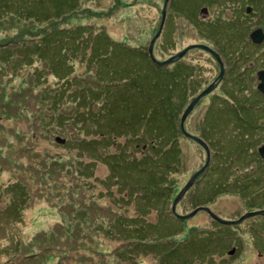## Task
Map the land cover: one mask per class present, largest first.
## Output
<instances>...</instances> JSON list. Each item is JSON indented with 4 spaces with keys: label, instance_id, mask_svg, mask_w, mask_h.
<instances>
[{
    "label": "rangeland",
    "instance_id": "rangeland-1",
    "mask_svg": "<svg viewBox=\"0 0 264 264\" xmlns=\"http://www.w3.org/2000/svg\"><path fill=\"white\" fill-rule=\"evenodd\" d=\"M129 1L132 5L125 7ZM202 1L205 0H169L168 16L163 32L159 33L153 44L155 60L158 62L168 60L190 45L208 43L220 45L218 48L223 58L228 60L229 68L234 67L233 73L241 69L240 83L243 87L240 90L239 100L232 99L235 96L230 86L231 79H227L218 90L212 93H217L219 97L214 99L212 106H209L207 119L213 116L216 118L236 115L255 118L264 116V106H260V100H264V96L253 89L251 71L247 69L243 72L239 62L229 60L231 55H228V51L239 55L242 54L241 49L245 51L248 49V41L243 35L245 30L239 32L238 41L222 38L225 32L218 28L209 32L202 29L198 33L199 25L196 17L199 12H196L194 5ZM123 2L125 4L118 5L116 0H0V7L7 3V10L11 12L10 9L13 8V12L18 17L29 16L24 20L16 18L14 21L15 19L7 18L0 21V54L3 53L0 56V158L6 156V160L0 163L3 169L0 172V181L4 183L16 180V176H20L22 181L30 184L35 196L40 195L33 208L39 210L46 204L55 206L53 217L44 209L38 212V215L45 218L44 221L47 223L48 220H59L56 212L58 207L70 208L76 202L78 204L72 207L73 210H81L86 215V222L82 224L83 230L80 232L73 231L71 228L75 225L69 221L64 227L55 226L56 222H52L50 233L54 235L50 240H43V237L36 234L38 244L33 251L41 253V256L38 254L33 257L30 263L27 262L28 264H210L207 263L208 255L213 257L215 253L223 252L226 247L224 243L217 240V237L227 235L230 230L222 229L221 226L215 227L213 231L216 234L211 239L215 245L207 254L204 248L196 245L192 233L187 234L182 222L187 218L179 222L175 221L173 226L172 220L163 219L161 231L156 232V235L144 233L140 240L155 241V237L160 238L155 241L157 244L150 243L154 244V247H149L146 242L140 243L135 236L131 235L128 239L118 235L107 227V223L112 218L121 216L122 209H125L124 216L127 215L129 218L136 216L132 195H129V200L127 198L126 201L129 205L124 203L123 206L113 207L112 210L108 208L109 204H112L113 197L107 194L108 188L109 192L118 199L123 198L128 191L127 184H123L124 178L118 176L121 172L127 171L117 170L118 166L123 163L129 164L133 157L140 158L142 156L140 148L147 143L144 137H155L156 127L161 128L160 130H170L173 125L170 118L174 114L171 107L161 106V102H158L160 96L168 101V93L162 90L157 95L156 91L157 78L163 70L170 71L173 62L161 68L151 64L142 55L146 54L150 41L159 29L160 8L163 0H123ZM239 2H236V6H232L229 10L231 21L235 24L243 23L245 26H250L251 19L237 16L236 9H239L241 4ZM245 2L252 4L251 0ZM260 6L257 2L256 7ZM20 7L21 12H19ZM204 7L211 14L205 20L214 25L221 24L219 9L212 12L214 6ZM8 14L10 13L4 10L0 13V18ZM46 15L48 17L43 18ZM182 20L195 24V28L183 23L185 21ZM255 21L258 24L264 23V15ZM99 37L102 43H105L107 39L109 43L102 49L103 52L94 54L96 50L94 44ZM40 39L49 40L45 50L41 48L42 46L38 47V44L30 48L21 45L27 41L33 44ZM233 42L236 44H232ZM226 44H231L228 51L227 47H224ZM122 45L126 48L124 57L122 53L115 55L114 52ZM37 47L45 53V56L60 54L62 64H68L58 77L44 73V66L41 63L32 65L30 68L20 60V57L25 58ZM10 49L19 56V59L7 61L8 55L5 52ZM256 53H264V46ZM36 55L34 54L35 57ZM117 55H121V60L111 66L107 58L113 57L115 61ZM181 58L182 67L188 68L189 72L194 74L192 79H195L198 84L187 88L194 94L195 91L199 92L205 84L210 83L217 73L211 56L203 49H189ZM18 64L20 69L16 73L12 70ZM36 72L39 74L37 81L32 78ZM163 88L165 89V82L162 83ZM96 89L99 91L98 98L106 100L111 106L108 114L124 116L123 122H128V126L134 127V131H140L137 135L142 137L135 140L136 142L129 141L127 151L123 141L125 137L117 138L114 144H111V140L101 142L94 151L91 150V144L85 146V140H100L95 131L96 128L88 125V120H94L91 119L92 113L96 112L92 107L96 105L97 100L95 95L91 94ZM193 93L188 94L187 102L195 97ZM208 94L194 110L204 113V108L201 106L209 103L211 95L208 96ZM49 97L52 100L51 106L48 102ZM211 102L210 100V104ZM3 103L10 105L12 110L9 111L7 105H2ZM160 108L162 113H156L160 111ZM210 122L211 120L207 121L209 133L207 131L206 140L216 139V146L227 157L234 156L235 148L227 150L219 147L230 144L228 141L231 140L227 136L216 137V134L211 132L212 129L217 131L219 125L227 126L233 122L228 124L214 122L210 124ZM184 127L188 133L192 132L186 128V124ZM224 134L221 133L222 136ZM81 137L85 140L81 141ZM177 137L183 151V158L174 171L177 175L172 174L169 177L172 185L166 188L165 197L168 208L173 197H177L192 178L185 182L186 175L203 163L206 154L201 145L196 143L200 147L196 146L195 142L184 137L179 129ZM77 139L82 143L79 144ZM135 145L138 146L137 151L134 149ZM206 145L209 146L211 154L216 153L214 147H210L209 143ZM82 147H86V150ZM252 147L253 144L245 140L241 148L242 153L248 155L247 149ZM147 153L145 150L146 155L143 160H139V164L148 158ZM131 179L139 184L149 179V175L144 172L134 176L132 172ZM114 180H118V183L113 184ZM105 183L109 184V187H106ZM198 187L195 186L181 196L178 212L186 213L197 204L193 203L192 199L190 206L189 201L197 193ZM225 193L228 196H218L207 205L221 219L230 220L231 215H226L223 211L235 212L238 209L240 211L243 206L236 198L229 196L233 194V191L225 190L222 194ZM176 205L175 213H177ZM227 206H232V209L225 208ZM33 208L29 212H33L35 210ZM163 216H166L165 213H162L161 217ZM191 218H188V227L194 225ZM34 219L27 218V221L30 220V225H33ZM146 220L152 223L154 213L152 212ZM23 221L24 224L20 219L16 223L11 222L4 233L0 230V241L7 240L9 243V240L14 241L18 238L24 241L29 240L31 236L27 235L33 232V227H30L27 234L20 232L24 231L26 226L25 220ZM212 223L213 221L208 218L205 225L211 226ZM35 224L38 225V223ZM175 226L179 227L177 232H175ZM56 238L58 241H55ZM165 240L170 242V246L166 247L161 243ZM54 243H59L62 250L50 253L51 245ZM135 243L143 246L138 249ZM191 253L201 255L197 263H193ZM36 259L37 261L32 263ZM241 261L242 256L237 258V262Z\"/></svg>",
    "mask_w": 264,
    "mask_h": 264
},
{
    "label": "trees",
    "instance_id": "trees-1",
    "mask_svg": "<svg viewBox=\"0 0 264 264\" xmlns=\"http://www.w3.org/2000/svg\"><path fill=\"white\" fill-rule=\"evenodd\" d=\"M118 5L123 4V0H116ZM240 0H208V2L202 1L199 4L196 2L194 5V8L196 9V12L198 13L199 10L204 7L211 5L214 6L212 12H215L217 9H219V14L221 16V24L219 25H214L213 23H210V21H206L203 18H198V15L196 17L197 19V24L199 25V29H197L198 33L202 29H204L206 32L211 31L214 28L222 29L224 30L225 34L224 36L227 38L229 36H236L237 38L235 40L238 41V35L240 31H244V36H246L247 31L249 30V26L243 25V23H232L231 21V16L229 13V10L232 8V6H236V2H239ZM247 0L240 1V8L236 9L237 16L240 18H249L250 19V14L245 13V7L249 5ZM216 2V3H215ZM127 3V2H126ZM125 4V3H124ZM7 3L5 5L0 7V13L3 12L4 10L8 11L10 14L4 16L2 15L0 18L1 20H5L7 18L10 19H28L29 16H20L18 17L15 12H13V8L10 9L13 14L6 8ZM131 2L127 3L125 7L131 6ZM212 9V8H211ZM15 11L18 12L17 9H14ZM22 11V8H19V12ZM168 12V8H167ZM23 13V12H22ZM210 14V11L208 10V14ZM14 15V16H13ZM24 15V14H23ZM211 15V14H210ZM168 16V15H167ZM48 15L43 16V18H47ZM208 18V17H206ZM183 23L188 24L189 26L194 27L195 24H192L190 22H187L186 20ZM181 22V21H179ZM41 40V39H40ZM37 40L38 47L42 46L41 48L45 50V47L47 45V42L49 40L42 39L41 41ZM248 41V40H247ZM16 43V42H15ZM23 43V42H22ZM232 44H236V42H233ZM239 43H237L238 45ZM248 49L245 51V49L242 50V67H249V53H250V47L251 44L249 43ZM22 46H25L26 48H30V44L28 43H23L21 44ZM231 45V44H229ZM35 48L34 50H31L28 55L25 58L20 57L21 61H24L25 64H27L30 68H32V65H35L37 63H41L42 66H44V73L46 74H53V76L60 75L62 72L61 65L63 67H67V63H63L62 56L59 55H54L52 54L51 56H45V53H42L39 48ZM40 48V49H41ZM13 50L10 49L6 51L5 53L8 55V62H10L13 59H19V56H17ZM36 52V53H35ZM3 54V53H2ZM0 54V56L2 55ZM34 54H37L36 57ZM149 60L151 64H153L146 52V54H142ZM18 57V58H17ZM155 65V64H153ZM157 66V65H156ZM263 66V65H260ZM20 69V65H16L12 71L18 73ZM59 70L58 75L54 74L57 73ZM161 73H167L168 77L170 76L169 71L163 70ZM164 76H159L156 81V91L157 95L160 94V92L165 90L169 98L167 99H162V96H160L158 102H161V106L168 105L171 107V111L174 113H180L184 109L183 104L181 105V101L178 100V106L175 109V107L171 104V95L172 92L169 89L170 81H164ZM33 80L37 81L39 80V74L36 72V75H34ZM165 82V89H162V83ZM181 93V98L187 96L190 92L188 89L185 88V90ZM99 91L94 90L91 92V94L95 95V100L96 105H94L92 108L95 109L96 112L92 113L94 120H88V125L90 127H95V131L97 132V135L99 136L100 140H85V138L81 137V141H86L85 146H89L91 144L92 149L95 150L96 146H98L99 143L104 142V141H110L111 144H114L117 142V138L125 137L124 138V145H125V151H127V143L130 142H136L135 140L141 138L142 136H138V132L135 130L134 127H129L128 122H123L124 116H118L115 114H108V110L111 109V106L107 103L106 100H102L98 98L97 93ZM185 95V96H184ZM21 98V96H20ZM48 102H50V106L52 105V100L49 97ZM13 103V100L11 104ZM18 103V102H17ZM2 105H7L8 110L11 111L12 108L10 105L3 103ZM160 111H156V113L161 114V108L159 109ZM175 110V111H174ZM176 115V114H173ZM90 119V117H89ZM171 121L173 122V125L170 130H160L161 128L156 127V136L153 137H144L145 140H147L145 150L148 152L147 154L149 155L148 158L145 161H142L141 164L140 161L143 160V157L140 156V158H132V162L129 164H121L118 166L117 170L119 171H127V172H121V174H118V176L123 177L124 181L123 184H127L128 191L125 193V196L123 198L118 199L116 196L114 197V194H111L109 192V188L107 190V194L113 195L112 197V204H109L108 208L109 210H112L113 207L116 206H123L124 203H126L127 198L129 195L133 196V208L135 210L136 216H133L132 218H129V216L125 215L124 216V211L125 209H122L121 216H115L112 218L111 221L107 223V227H110L112 231L118 235H122L125 237L135 236V239L138 238L140 243L144 244V242L148 243L146 245H149V247H154V244H157V242L160 240L159 237H155V241H147L141 239L142 235L144 233H152L156 235V232H160V226L163 224V219H169L172 220V226L173 223L179 222L181 220L175 219L173 216L170 207L168 208V205H166V188L170 186L169 182V177L174 173L175 169L180 165V154H179V145H178V137H177V132H178V125L174 121L173 116L170 118ZM180 131V130H179ZM105 133V134H104ZM182 134V133H181ZM58 138V137H57ZM60 139V138H58ZM212 140V139H210ZM78 141L79 144L82 142ZM145 145V143H144ZM86 147H82V149L86 150ZM136 151L138 150L137 147H135ZM145 150H144V157H145ZM141 152V150H140ZM222 157H219V160L221 158H226L225 154L221 152ZM142 155V153H141ZM6 157V156H5ZM0 158V163H3L6 158ZM140 160V161H139ZM215 161H213L214 163ZM233 164V162H232ZM232 164L230 166H232ZM3 169L0 167V172ZM132 172L135 176V174H143L144 172H147L149 175V179L146 180V183L144 186H141V184L136 183L133 179H131ZM108 183V182H107ZM114 183H118V180H114ZM106 187H109V184L105 183ZM118 191V189H117ZM215 194V193H214ZM212 195V194H211ZM40 198V195L35 196L34 191H32L30 184L26 181H22V178L20 176H16V180H9L8 182H1L0 181V230L3 231V233L7 230V226L11 222H17L19 219L22 221V224H24V221L26 222V226L24 231L20 232H25L26 234L28 233L30 227H33V232L29 233L27 236H31L29 240L24 241L21 238L13 240H9V243H7V240L0 241L1 247H0V264H28L31 262V259L33 257L41 256V253H35L33 251L36 249L38 240L36 239V234H39L40 237H43V240H50L53 238L54 233H50L51 231V223L56 222L55 226L59 227H64L66 226V223L69 221H72L75 225V227L71 228L73 231L78 230L79 232L83 230L82 224L86 222L85 218L86 215L85 213L81 212V210L76 211L73 210L78 202L74 204V206H71L70 208L67 207H58V210H56L58 216L57 218L59 220L57 221H52L48 220L44 221L45 218H42L40 215H38V212L41 210H46L48 211V214L53 217L55 215V206H50V205H45L39 210L33 208L34 204L36 203V199ZM129 200V198H128ZM129 205L128 203H126ZM53 205V204H52ZM95 205V204H94ZM170 206V205H169ZM35 209L33 212H29L31 209ZM161 211V212H160ZM154 213V221L150 223V221L146 220V218H149L151 213ZM160 212V216H159ZM162 213H165L166 216L161 217ZM27 218H32L34 219V224L30 225V220L27 221ZM183 222V221H182ZM35 223H38L36 225ZM6 226V228H4ZM175 232H177L178 228L175 226ZM4 229V230H3ZM56 237V236H55ZM54 237V238H55ZM154 237V236H153ZM9 238H12V236H9ZM39 238V237H38ZM128 238V239H129ZM55 241H58L56 238ZM185 241V240H183ZM182 241V242H183ZM45 243V242H44ZM154 243V244H150ZM161 243L164 246H170V242L168 240L161 241ZM136 248H141V244L139 245L138 243L134 244ZM171 249V247L169 248ZM60 250H62V246L59 245V243H54L51 245V251L50 253H57ZM93 250V248L91 249ZM49 254V253H48ZM47 256V255H46ZM46 256L44 258H46ZM33 261L32 263L36 262ZM28 262V263H27Z\"/></svg>",
    "mask_w": 264,
    "mask_h": 264
},
{
    "label": "flooded vegetation",
    "instance_id": "flooded-vegetation-1",
    "mask_svg": "<svg viewBox=\"0 0 264 264\" xmlns=\"http://www.w3.org/2000/svg\"><path fill=\"white\" fill-rule=\"evenodd\" d=\"M252 4L248 5L247 7L251 8V10L246 14H250L251 23L249 26V30L246 33V39L251 44L250 53H249V67L244 68L242 67V71H246L249 69L252 74V87L256 93L264 96V88H258L260 84V79L258 73L260 71H264V53L257 54L259 48L264 46V23L258 24L256 19L260 18L264 15V0H251ZM260 3V7H256V3ZM245 7V9L247 8ZM207 13L201 12L199 10L198 18L206 19L208 17ZM167 19V16H166ZM165 19V21H166ZM164 21V24H165ZM178 23V22H177ZM177 24L175 25L176 28ZM164 27V26H163ZM163 27L161 31L163 32ZM261 30V39L260 43H253L251 39V34L255 30ZM222 38H226L222 35ZM229 39H236V36H229ZM228 45V46H227ZM204 46L211 49L215 54L218 55L219 60L209 53L214 62L215 68L217 73L214 75L213 79L210 83L205 84L201 88L199 92L195 91L196 93L193 96H197L201 91L207 88L210 84H214L215 89L209 93L211 98H209V103L207 105L201 106L204 108V113L201 114L197 109L194 110L197 105L204 100L205 96L200 99L192 108V110L187 114L183 121V128L189 129L190 134L189 137L185 136L181 132L180 121L182 118V112L174 113L173 119L176 123H178V129L182 133L184 137L189 138L191 141L197 143L195 139H200L204 141L207 138V134L209 133V128L207 121H210L217 124H228L227 126H217L218 130L214 131L213 129L211 132L216 134V137H224L227 136L228 145L226 146H219L223 149L231 150L235 148L236 154L231 157L221 158V152H223L220 148L216 146V139L208 141H204L206 144L209 143L210 147H214L216 149L215 154H211L210 148L209 150V161L207 168L204 172L199 174L190 188L186 191H190L194 189L195 186H199L196 190V194L191 197L190 202L192 199L194 200L193 203H197L194 207L186 213L178 212L177 208L181 205L180 202L176 205V211L180 215L190 214L195 210V214L192 216L191 220L194 221V225L192 227L187 226V220L183 221L185 225V229L187 234H191L194 237L195 243L198 247L204 248L206 253L208 254L211 250V247L215 245V243L211 240L215 237V232L213 228L215 227H223L222 229L230 230V233L227 235L217 237V240L221 241L226 245L225 249L221 253H215L213 257L208 255L207 263L210 264H264V155L259 152V149L264 146V116L262 117H251V116H244V115H236L232 117L220 118L214 117L207 119V110L209 106L213 105L214 99L218 98L219 95L212 94L214 91L218 90L219 87L226 82L227 79H231L230 86L233 91V96H235V100H239V96L241 95L240 90L243 85L240 83L241 79V69L238 72L233 73L234 67L228 66V60L223 58V54L219 50L218 47L220 45L215 46L214 44H204ZM231 45L226 44L227 51ZM174 55V54H173ZM229 60H234L235 62H239L242 64V56L236 55V52L228 51ZM172 56V55H171ZM225 61H224V60ZM182 58L174 59L172 62V68L170 69L169 73L170 76H167V73H160L159 76H164V81H170L169 89L172 92L171 95V104L175 107L178 106V100L181 101V105L183 104L184 109L191 103V101L195 98L193 97L191 101L187 102L185 96L181 98V93L187 89L188 86H196L198 85L194 77V74L189 72L188 68H183L181 63ZM177 62V63H176ZM263 65V66H260ZM241 68V67H240ZM163 81V82H164ZM263 90V91H261ZM208 94V96H209ZM207 96V95H206ZM210 100L212 101L210 104ZM210 104V105H209ZM264 100H260V106H264ZM175 111V110H174ZM213 123V124H214ZM210 126V125H209ZM212 127V126H211ZM213 128V127H212ZM208 131V133H207ZM194 132V133H193ZM221 133H225L223 136ZM206 137V138H205ZM245 140H248L250 143L253 144L252 148H248V155L242 153V144ZM198 144V143H197ZM196 146H199L197 145ZM179 149V158L182 160L183 158V151L180 146V141L178 139ZM200 147V146H199ZM206 161V154L203 163L195 168L191 173L187 174V178L185 182L191 178L199 169H201ZM213 161H215L213 163ZM233 162V164H232ZM232 164V166H230ZM177 169V168H176ZM175 169V170H176ZM230 178V179H228ZM145 182L140 183L141 186H144ZM172 185V184H171ZM183 186V185H182ZM225 190L233 191L232 195H229L233 198H236L238 201L242 203L243 208L239 211V209L235 212H227L223 211L226 215H231L230 220L238 223L232 225H222L217 223L214 219L210 217V215L199 208H208L210 212L214 213L216 216L219 217L217 213L210 208L207 203H212L211 200L215 199L218 196H228L227 193L222 194ZM185 192V193H186ZM215 193V194H214ZM177 194V193H176ZM212 194V195H211ZM235 194V195H234ZM174 198V197H173ZM201 198V199H200ZM173 200V199H172ZM192 203L190 204V206ZM225 208H231L232 206H227ZM248 213H254L253 215L245 216ZM174 216V215H173ZM202 216V217H200ZM175 217V216H174ZM208 218L213 221L211 226L205 225L207 223ZM220 218V217H219ZM242 218V219H241ZM175 219H178L175 217ZM221 219V218H220ZM179 220V219H178ZM193 221H191L193 223ZM210 238V239H209ZM193 263H197V260L200 258V254L191 253ZM215 256V257H214ZM242 256V261L237 262V258Z\"/></svg>",
    "mask_w": 264,
    "mask_h": 264
},
{
    "label": "water",
    "instance_id": "water-1",
    "mask_svg": "<svg viewBox=\"0 0 264 264\" xmlns=\"http://www.w3.org/2000/svg\"><path fill=\"white\" fill-rule=\"evenodd\" d=\"M168 1L169 0H164V2H163V6H162V9H161V18H160V24H159V29H158V31H157V33L154 35V37L152 38V40L150 41V44H149V46H148V48H147V53H148V56H149V58H150V60L153 62V63H155V64H157L158 66H165V65H168L170 62H172L174 59H179V58H181L186 52H187V50H189V49H203V50H205V51H207V52H209V53H211V54H213L216 58H217V60H219V57H218V55L217 54H215L211 49H209L208 47H206V46H204V45H190V46H188L187 48H185V50H183V51H180V52H178L177 54H175L174 56H172L170 59H168V60H164V61H162V62H158V61H156L155 60V58H154V56H153V44H154V41H155V39H156V37L159 35V33L161 32V29H162V27H163V24H164V21H165V17H166V8H167V5H168ZM251 10V8H249V7H247L246 8V12L248 13L249 11ZM201 12H204V13H207V9L206 8H203V9H201ZM251 39H252V41H253V43H260L262 40H260L261 39V30L260 29H258V30H255V31H253L252 32V34H251ZM258 75H259V79H260V84H259V86H258V88H260V89H262V88H264V71H260L259 73H258ZM216 85H214V84H210L207 88H205L203 91H201L192 101H191V103L185 108V110L183 111V114H182V118H181V121H180V127H181V132L185 135V136H187V137H189V135L184 131V128H183V121H184V119H185V117L187 116V114H189V112L192 110V108H193V106L201 99V98H203L205 95H207L208 93H210L213 89H214V87H215ZM261 91H263V90H261ZM196 141H197V143L199 144V145H201L203 148H204V150H205V152H206V161H205V164H204V166L198 171V172H196L193 176H192V178L189 180V182L184 186V188L181 190V192L178 194V196L177 197H175L174 198V200L172 201V204H171V211L175 214V205L179 202V200H180V198H181V196L190 188V186L193 184V181L195 180V178H196V176L198 175V174H200L206 167H207V165H208V161H209V150H208V147H207V145L202 141V140H200V139H195ZM259 152L262 154V155H264V146H262L260 149H259ZM264 157V156H263ZM199 209H202V210H204V211H206L209 215H210V217L212 218V219H214L216 222H218L219 224H223V225H225V224H235V223H238L239 221H236V222H229V221H224V220H222V219H220V218H218L214 213H212V212H210L209 211V209L208 208H199ZM197 210H194L192 213H190V214H188L187 216H178L180 219H186V218H190V217H192L194 214H195V212H196ZM254 213H248V214H246L245 216H243L242 218H244V217H246V216H250V215H253ZM241 218V219H242Z\"/></svg>",
    "mask_w": 264,
    "mask_h": 264
},
{
    "label": "crops",
    "instance_id": "crops-1",
    "mask_svg": "<svg viewBox=\"0 0 264 264\" xmlns=\"http://www.w3.org/2000/svg\"><path fill=\"white\" fill-rule=\"evenodd\" d=\"M109 42H108V39H107V41L105 42V43H102L101 41H100V37L98 38V40L95 42V44H94V47L96 48V50H95V52H94V54L95 53H98V52H103V48L108 44ZM30 44V46H32V47H35V46H37V42L36 41H34L33 42V44L32 43H29ZM109 49H111V47H109ZM122 53V54H121ZM126 53V48H123V45L122 46H120V48L118 47L117 48V50L114 52V54L116 55V54H121L123 57H124V54ZM121 55H117L116 57H117V60H113V57H110V58H107V61L109 62V64L111 65V66H113L115 63H116V61H120L121 60ZM60 69H62V72H63V70H64V67H63V65H61V68ZM58 73H59V70H58V72L57 73H54V74H57L58 75ZM53 74H51V76H52Z\"/></svg>",
    "mask_w": 264,
    "mask_h": 264
}]
</instances>
